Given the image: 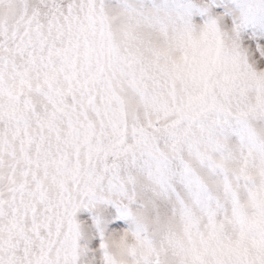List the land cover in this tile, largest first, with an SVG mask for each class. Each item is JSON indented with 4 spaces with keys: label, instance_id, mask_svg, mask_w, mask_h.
Wrapping results in <instances>:
<instances>
[{
    "label": "clouds",
    "instance_id": "1",
    "mask_svg": "<svg viewBox=\"0 0 264 264\" xmlns=\"http://www.w3.org/2000/svg\"><path fill=\"white\" fill-rule=\"evenodd\" d=\"M87 2L31 0L39 7L34 49L47 39L34 70L47 73L52 93L96 97L82 123L57 114L47 195L62 183L83 193L78 209L108 202L122 210L127 227L101 233L98 264H264V64L238 39L243 24H264V0H231L227 14L199 21L193 0L102 14ZM114 140L116 168L93 182L84 172L111 163ZM27 180L4 194L0 246L6 258L28 247L39 260L48 232L36 213L45 201ZM76 212L70 224L61 219L48 264H79L84 255Z\"/></svg>",
    "mask_w": 264,
    "mask_h": 264
},
{
    "label": "snow or ice",
    "instance_id": "2",
    "mask_svg": "<svg viewBox=\"0 0 264 264\" xmlns=\"http://www.w3.org/2000/svg\"><path fill=\"white\" fill-rule=\"evenodd\" d=\"M82 7L98 14L104 11L102 0H88ZM37 21L39 7L34 6L31 0H0V97L5 94L9 97L6 106L0 102V205L4 203L5 192L20 191L31 175L35 184L43 190L44 207L36 215L46 225L48 235L41 245L39 260L33 258L28 247L23 249L22 257L13 253L6 258L0 246V264H48V253L57 247L63 236L61 219L69 224L72 222L79 198L83 195L78 190L65 189L62 183L57 193L51 197L47 195L44 190L48 174L46 145L55 132L53 122L58 113L65 116L70 125L82 123L81 118L89 119V106L96 104V97L83 93H60L59 90L52 93L47 73L34 70L36 52L44 51L47 46V39L42 34L39 49H34L32 33ZM95 114L101 121L99 113ZM36 136L39 142L33 145ZM106 151L113 156L110 164L84 172L93 182H99L105 179L106 173L114 172L115 157L122 151L121 142L114 140ZM75 154L79 155L78 151ZM18 177L24 179L18 182ZM16 199L15 195L10 196L9 202Z\"/></svg>",
    "mask_w": 264,
    "mask_h": 264
},
{
    "label": "rangeland",
    "instance_id": "3",
    "mask_svg": "<svg viewBox=\"0 0 264 264\" xmlns=\"http://www.w3.org/2000/svg\"><path fill=\"white\" fill-rule=\"evenodd\" d=\"M161 0H102L106 11L117 7H151ZM232 7L231 0H193L190 5L192 18L196 21L217 13L227 14ZM238 39L241 47L251 54L260 64H264V24L245 23L238 30ZM76 220L84 225V230L78 244L85 248L79 264H98L100 253L96 251L100 244L101 233L107 234L113 230L127 227V218L122 210L113 203H99L95 206L81 207L76 212ZM98 221V228L93 224Z\"/></svg>",
    "mask_w": 264,
    "mask_h": 264
}]
</instances>
